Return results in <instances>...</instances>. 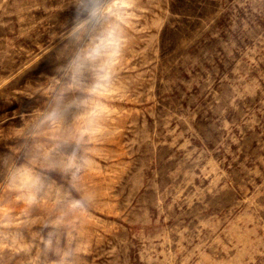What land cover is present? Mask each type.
Returning a JSON list of instances; mask_svg holds the SVG:
<instances>
[{
	"label": "rangeland",
	"instance_id": "1",
	"mask_svg": "<svg viewBox=\"0 0 264 264\" xmlns=\"http://www.w3.org/2000/svg\"><path fill=\"white\" fill-rule=\"evenodd\" d=\"M0 264H264V0H0Z\"/></svg>",
	"mask_w": 264,
	"mask_h": 264
},
{
	"label": "clouds",
	"instance_id": "2",
	"mask_svg": "<svg viewBox=\"0 0 264 264\" xmlns=\"http://www.w3.org/2000/svg\"><path fill=\"white\" fill-rule=\"evenodd\" d=\"M84 11L92 19H95L97 16V13L94 9L85 7ZM85 23H87V21H85ZM120 44L121 36L115 30H108L100 38H98L96 43L86 53V56L89 60L103 61L100 66L101 79L104 78V74L107 70V65L110 64L111 61L119 55ZM17 181L22 182L25 185H31L36 182L34 177H30L27 174L23 173L20 174L19 177H17ZM74 207L83 208L84 203L82 201H76Z\"/></svg>",
	"mask_w": 264,
	"mask_h": 264
}]
</instances>
